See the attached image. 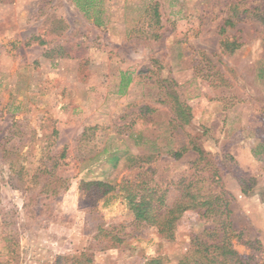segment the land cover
<instances>
[{
  "label": "rangeland",
  "instance_id": "1",
  "mask_svg": "<svg viewBox=\"0 0 264 264\" xmlns=\"http://www.w3.org/2000/svg\"><path fill=\"white\" fill-rule=\"evenodd\" d=\"M231 11L227 37L242 47L226 54ZM254 12L264 0H102L88 11L74 0L0 2V264H179L205 228L197 213L168 242L122 211L117 193L96 202L80 185L136 181L147 156L159 184L189 179L205 164L193 145L255 179L245 196L224 171L234 226L264 247V26ZM168 92L191 108L189 126L174 121ZM176 197L171 189L169 205Z\"/></svg>",
  "mask_w": 264,
  "mask_h": 264
},
{
  "label": "trees",
  "instance_id": "2",
  "mask_svg": "<svg viewBox=\"0 0 264 264\" xmlns=\"http://www.w3.org/2000/svg\"><path fill=\"white\" fill-rule=\"evenodd\" d=\"M97 1L102 0H74L82 11L93 8ZM156 7L158 9V4ZM254 13L256 19L264 26V12ZM238 16V11H231L220 29L221 47L226 54H234L242 47L241 43L231 41L227 37L228 29L236 26ZM155 18L156 25L160 28L159 11H155ZM154 38L156 40L160 38L158 31L154 32ZM123 82L124 88H127L131 80L124 77ZM166 99L171 104L174 121L179 127L189 126L193 120L191 108L180 100L176 92L166 93ZM189 150L183 147L172 153V157L182 159ZM191 150L198 155L197 162L205 164L201 171L189 179L182 178L167 184H159L154 179L155 172L151 166L156 158L147 156L140 159L142 173L136 181L124 180L119 185L85 181L81 183L80 191L83 193L90 190L89 197L96 202L106 200L111 194L117 193L123 200L122 211L131 212L136 222L153 228L168 242L175 241L177 224L183 216L190 212L197 213L205 228L200 234L192 235L190 247L179 264H264L262 243L259 240L248 239L244 231L234 226L232 196L224 183V171L228 168L231 170L233 178L240 184V192L245 196L253 192L255 179L241 177L237 170L238 164L230 155H222V160L215 163L206 159V153L198 145H193ZM118 160L119 157L112 158V162ZM171 189L177 192L173 205L168 203ZM113 242L122 243V239L113 236ZM238 246L246 248L250 254L240 253Z\"/></svg>",
  "mask_w": 264,
  "mask_h": 264
}]
</instances>
